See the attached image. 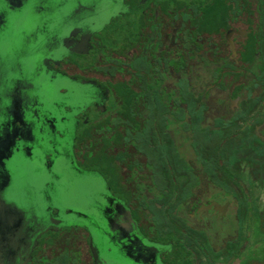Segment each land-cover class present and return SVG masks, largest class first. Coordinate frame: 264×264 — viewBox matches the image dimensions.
I'll return each instance as SVG.
<instances>
[{"label": "flooded vegetation", "instance_id": "obj_1", "mask_svg": "<svg viewBox=\"0 0 264 264\" xmlns=\"http://www.w3.org/2000/svg\"><path fill=\"white\" fill-rule=\"evenodd\" d=\"M262 250L264 0H0V264Z\"/></svg>", "mask_w": 264, "mask_h": 264}, {"label": "rangeland", "instance_id": "obj_2", "mask_svg": "<svg viewBox=\"0 0 264 264\" xmlns=\"http://www.w3.org/2000/svg\"><path fill=\"white\" fill-rule=\"evenodd\" d=\"M145 63L146 62H144L143 60H141V64L144 66V67H146L145 66ZM129 74H130V71H129ZM135 78H137L138 79V82H141L140 81V76H135ZM112 140V139H111ZM110 140V141H111ZM116 142H117V140H116ZM103 149H100V151H102ZM112 166H109V169L111 168ZM112 171L114 172V177H118V176H122L123 174L121 173V171L119 170V168L118 167H115V166H113L112 167ZM13 191H18V189L17 188H14V187H12V192ZM37 204V203H36ZM230 206H234V205H231L230 204ZM230 206H229V208H230ZM236 206V205H235ZM237 207V206H236ZM235 208V207H234ZM236 209V208H235ZM263 216V215H262ZM239 223L240 224H238V226H239V230L238 229H236L235 228V233H237V234H239L240 235V232H242L243 230H244V227H242V223H241V221H239ZM255 224H253V226H254ZM157 240H158V242L161 244H165V245H168V248H170L169 249V251H168V253L166 254V259L169 261L174 255H177V257H178V259L179 258H181V257H183V255H187L188 257L189 256H191V252H190V250H189V246H187L186 247V249H185V254H184V249H183V247H184V245H183V243H181V241H175V239H173V237L172 236H169V235H162V236H159V239L157 238ZM242 240H244V236H243V234H241L240 236H239V238H238V242L235 240V241H232V242H228L227 243V248H228V250L230 251V252H234V251H236V250H238L239 249V247H240V242H242ZM171 243H177V246H175L174 248H175V252L173 251L174 250V248H171ZM187 244L189 245V243L187 242ZM167 248V249H168ZM198 248L199 249H201L199 246H198ZM72 259V258H71ZM86 258H84V260H85ZM261 260L262 261H264V250H262V254H261ZM191 262H189L188 264H190ZM159 264H160V262H159Z\"/></svg>", "mask_w": 264, "mask_h": 264}]
</instances>
